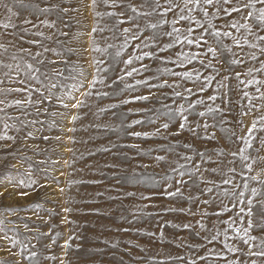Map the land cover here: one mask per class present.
<instances>
[{"label":"rangeland","instance_id":"1","mask_svg":"<svg viewBox=\"0 0 264 264\" xmlns=\"http://www.w3.org/2000/svg\"><path fill=\"white\" fill-rule=\"evenodd\" d=\"M112 3L113 0H96L95 5L93 0L9 2L34 18L22 17V24L25 20L31 23L13 30L15 51L3 54L12 71L0 74V89L5 90L0 91V264H251L252 260L264 264V258L247 255L252 242L245 245L236 234L237 228L247 227V218H236L231 227L223 223L236 217L238 208H233L236 196L232 193L238 196L243 190L244 177L264 180V160L257 159L264 157L260 144L264 139V121L260 119L264 116V99H259L256 91L260 87L264 92V85L240 84L235 78L239 72L240 80L255 77L264 81V72L255 71L261 64L252 61L250 53L255 52L261 61L264 56H260L259 49L236 48L228 37L219 38L226 46L220 48L216 37L205 35L208 45L218 48L214 68L201 64V60L207 64L210 59L202 55L183 66L164 62V58L182 60L178 53L201 52L207 47L176 44L169 50H160L170 41L162 33L171 30V21L178 18L181 9H175V16L168 14L167 24L152 30L146 25L161 20L159 13L167 7V0H159L162 7L151 16H139L129 5L139 12H150L155 0H115V7ZM175 3L184 6V0ZM189 7L192 11L184 14L200 20L205 28L211 23L216 26L213 31L231 30L225 24L232 17L221 12L213 19L215 7L209 9L207 17L201 9ZM121 12L125 15L119 16ZM232 16L239 19L235 13ZM121 19L128 22L121 24ZM189 26L196 31L187 33ZM176 27L185 35L202 34L192 21H181ZM124 28L130 32L125 33ZM133 35L139 39H133ZM249 39L258 43L254 37ZM145 52L154 55L134 61L131 67L146 65L149 71L114 83L128 67L124 61ZM232 53L243 63L230 64ZM29 63L47 73L48 78L29 81L25 71ZM249 69H253L252 76L243 75ZM184 71L199 73L201 78L195 84L185 81L181 78ZM209 75L215 80L199 92L204 77ZM141 79L153 84H178L175 91L187 99L177 98L173 88L154 87L149 100L124 103L149 95L143 85L134 90L125 87ZM93 80V94L85 97L83 93L89 91ZM20 81L39 91H8L25 87ZM53 83L55 88L51 87ZM185 88H192L194 95L188 96ZM210 96L217 99L211 100ZM73 97L83 100L84 105L73 108ZM29 98L31 103L15 105L17 99ZM250 98H254L251 103L256 106L251 111ZM201 99L203 104L198 103ZM189 101L194 109H189ZM181 105L189 117L183 130L179 128L183 122L178 115ZM209 107L223 112L208 113ZM201 111L206 113L204 117L197 114ZM73 116L78 119L73 120ZM165 122L169 123L167 130L162 128ZM253 122L256 129L251 135L255 139L245 155L255 162L248 161L253 164V171L248 172L239 155L236 163H231L234 158L230 153L246 147L240 138L249 137ZM136 132L141 136L132 135ZM221 151L223 155H219ZM198 152L204 153L203 158ZM161 156L164 159L158 160ZM233 167L234 173L229 171ZM222 178H230L232 183L224 184ZM181 180L184 183H179ZM32 181L35 183L28 187ZM246 182L261 191L256 199H264V185L250 179ZM177 188L180 191L170 196ZM245 194L252 198L250 192ZM217 231L219 238L212 240ZM251 234L258 237L257 245L264 237L259 228ZM225 245L240 251L229 252Z\"/></svg>","mask_w":264,"mask_h":264},{"label":"snow or ice","instance_id":"2","mask_svg":"<svg viewBox=\"0 0 264 264\" xmlns=\"http://www.w3.org/2000/svg\"><path fill=\"white\" fill-rule=\"evenodd\" d=\"M105 3H107V0H105ZM96 4V0H93V5ZM189 5H192L196 8L201 9V11L203 12V15L205 17H207L209 15V9L215 7L217 9L216 13L213 14V19H216L217 16L222 12L224 14V16L227 17H232L230 20L226 21L225 27L227 29H231L234 30L237 33H240L241 36L238 38L236 36L233 35V31L231 30H227V31H221L219 29L213 31L212 29L216 28L215 25L209 23L207 28H205L204 24L201 23L200 20L195 19L194 17L190 16V15H185V11L187 12H191L192 8L189 7ZM113 7L116 6L115 4V0H113L112 5ZM129 7L131 8V11L134 13H137L139 16H151L153 13H155L157 11V9H160L162 7V5L159 3V0H155V6L152 8V11L150 12H139L137 8L129 5ZM143 7V5H142ZM181 9V13L178 16L177 19H173L171 21L172 27L170 31H165L162 33L163 36L169 37L170 41L167 44H164L161 47V51H166L169 50L173 47L176 46V44H187L189 46L195 44V46L199 49H206L201 51V52H196V53H191V54H183V53H178L177 55L183 56L182 60L179 61H175V60H168L167 58H164V62L167 63H179L181 66L184 65L185 62L187 63H191L193 60L197 59L199 56H204L206 58L210 57V59H208L207 64L204 63L203 60H201V64L208 68V67H212L214 68V64L213 61L218 59V48L217 47H213L211 45H208L207 39H205V35H210V36H214L217 38V45L220 48H225L226 46L223 45L220 41V37H228L231 38L233 40L234 46L240 50H243L245 48V46H247L249 49H259V53L260 56H264V35H261L259 33H264V0H184V6L183 8H181V5L178 3H175V0H167V7L164 8V10L162 12L159 13L161 20L158 21L157 23H150L148 25H146L147 29H152V30H156L157 28H159L161 25L163 24H167L168 20L166 19V17L168 16L169 13H172L174 16L176 15L175 13V9ZM47 9H45L46 11ZM235 13L239 16V19H236L235 17L232 16V14ZM109 15H117L116 13H109ZM125 13L121 12L119 13V16H124ZM181 21H192L194 24L198 25L199 28L201 29V35L198 36H189V35H185L184 33L181 32V29L176 27L177 24H179ZM128 21L121 19L120 23H126ZM24 23L29 24L31 23V21L25 20ZM9 25L5 24L3 25V27L7 28ZM138 27V26H137ZM243 30V31H242ZM24 31H27L26 29H24ZM96 29H93V32H95ZM123 31L125 33L130 32V29L128 28H124ZM196 30L194 28H192L191 26H189L186 29V32L191 34L193 32H195ZM181 36H183V39H181ZM249 37H254L255 41H257L258 43H254L251 42ZM133 39H139V37H136L135 35H133L132 37ZM126 43V41H125ZM150 45L145 44V47H149ZM0 48H3L5 52H7V48L4 47L3 44H0ZM22 51H24L23 49H21ZM228 51H231V49H227ZM117 55H120L119 52H117ZM154 54L150 53V52H145L142 55H137L134 58H129L126 61H124L125 65L128 66L125 70H124V74L119 76L117 78V81H114V83H117L121 80H124L125 76L126 77H133V74H139L142 71L143 72H147L149 71L148 66L146 65H142L140 68L137 67H131V65H133L134 61H142L145 57H152ZM233 58L230 60V64L232 65H238L243 63L242 60L240 59H236L235 58V53H232ZM13 59H16L15 56L12 57ZM250 58L252 61H257L261 64V67L259 69H256L255 71L257 72H264V61H261L259 59V57L256 55L255 52H251L250 53ZM37 63H43V61H37ZM4 67H11L10 65H3ZM16 69L20 70V65L17 64L16 65ZM26 75L28 76V80L29 81H41V78L43 77L44 79L48 78V74L41 72V69L39 67H34L33 64L29 63L26 65ZM217 75L219 74V69L215 70ZM253 73V69H249L248 72L243 73V75L245 76H252ZM56 75H60L59 72L55 73ZM172 75H176V73H171ZM7 75V73L5 74ZM240 76L241 73H236L235 74V78L239 81L240 84H245L247 83L248 85H264V81L255 79V77L248 79L247 81L244 80H240ZM181 78L185 81L191 80L193 81V83L195 84L197 81L200 80V74L199 73H195L194 71H184L183 73H181ZM228 77H225V79H227ZM215 80V76L209 75L207 77H204V84H202L198 91L199 92H204L206 90V88L208 86H210V83L212 81ZM21 84H24L25 87H20V88H14V89H9L8 91H12V92H38L39 89H35L33 87H31L30 84H27L26 81H20ZM96 81L93 80L91 81V85L89 88V91L84 92L83 95L85 97L87 96H91L93 93L91 91V87H94ZM143 85L145 88H147L149 90V95H140V96H136L133 97L131 100H125L124 103H132L135 101H146L150 99V95H151V89L156 87V88H160V87H170L173 88L174 90V95L177 98L180 99H187V97H185L182 92L180 91H175L176 88H179L180 85L178 84H168L167 81H164L161 84H153L151 81H149L148 79H141V80H137L135 85L132 84H126L125 87L128 89H135V87ZM83 83H81L80 87H83ZM221 87H224L225 85L221 82L220 84ZM52 88H55L56 85L53 83L51 84ZM0 91H5L4 89H0ZM184 91H186L188 93V96H192L194 95L193 93V89L192 88H185ZM256 91L258 93H260L259 95V99H264V92H261V88L257 87ZM42 95V94H41ZM103 95H108V93H104ZM245 97L248 96V93L245 92L244 93ZM209 99L211 100H215L217 99L216 96H210ZM251 99L254 98H250V103L248 106L249 111H251L253 108H255V104L251 103ZM74 102L72 103V107L73 108H79L81 106L84 105V101L83 100H76L75 97H73ZM31 99L29 98L26 101H22L20 99H17L15 101V105L16 106H22L23 103H31ZM225 101L222 99V103H224ZM227 103H230L231 101H226ZM3 101H0V104H2ZM198 103L203 104L204 101L201 99L198 101ZM65 108L68 107L67 104L63 105ZM195 105H193L191 103V101H189V109H194ZM3 109H0V112H2ZM105 111H107L105 109ZM216 112H223V109L220 108H208V113H216ZM172 113L170 112L169 115H171ZM200 117H204L206 115L205 112L201 111L199 113H197ZM247 113L242 112L241 115H246ZM178 115L181 118V120L183 122H181L179 124V128L181 130H183L185 128V124L188 122V115L185 114V110L183 109V105H181L178 109ZM73 120L78 119L77 116H73L72 117ZM261 121H264V116H261ZM151 122V121H150ZM242 120H237V123H242ZM135 123L139 124L142 123V121H136ZM7 127V125H5ZM197 127H199V125H197ZM203 127L205 128V130H207V128L209 127L207 123H205L203 125ZM162 128L164 130H167L169 128V123L165 122L162 125ZM256 129V122H253L252 127L250 129H248L249 132V137H241L240 139L244 140V143L246 145L245 148H237L235 151H232L230 154L231 156L234 158L233 161H231L232 164L236 163L235 157H237V155H239L240 157V161H241V165L243 168H246L248 172H252L253 171V164L249 163V160H253V162H255V159L252 158L250 155H245L246 149L248 148H252L253 147V143L252 141L255 139L254 136H252V132ZM157 131L159 132L160 129H157ZM194 131V130H193ZM132 135L135 136H141V133L136 132V133H132ZM145 137L147 138V134H144ZM233 135H235V133H233ZM260 144L262 147H264V139H261ZM106 151L108 149H105ZM223 151H221L219 153V155H223ZM198 156H200L201 158H203L204 153L202 152H198L197 153ZM158 160H163L164 157H157ZM185 160H190L191 157H184ZM257 159L260 160H264V157H259ZM193 166L196 168L197 171H199V166L193 164ZM173 171H175V169H173ZM212 171L215 173L217 170L215 168L212 169ZM229 171L231 172H235V167L230 168ZM254 180V181H258L261 185H264V180L259 179L258 176H249V177H244L245 182L242 184V188L243 190L239 192L238 196L236 195L235 192L232 193L233 196H236V200L233 202V208H238V211L236 213V217L232 218L231 220L228 221H223V223H225L226 225H228L229 227H231L232 224L236 223V218L239 217H246L247 218V227L243 228V229H236V234L238 236V238L242 241L243 244L245 245H249L250 242H252V247L249 249L247 255L249 257L255 256V257H260V258H264V237L259 238V244H256V241L258 239L257 236L252 235L251 231L254 228H259L261 232H264V199H256L257 197H259L261 195V191H258L257 188H250L249 184L246 182L247 180ZM222 182L224 184H229L232 183V180L230 178H222ZM21 183L23 184L24 182L21 181ZM35 181H32L31 184H28V187H32V184H34ZM179 183H184L183 180L179 181ZM235 187H239L234 185ZM180 191L179 188L176 189L175 193H169L170 196H174L176 195V193H178ZM209 191H212V189H209ZM245 191H248L251 193L252 198H248L245 194ZM227 195V193H226ZM225 209L227 211H232V208H228L227 206H225ZM65 211H68V209H65ZM219 215V214H218ZM258 219H255L257 218ZM241 222L243 223V220L241 219ZM185 228L189 227L188 225H184ZM0 231H2V229H0ZM242 232V235H240V233ZM220 233L219 231H217L216 235L212 237V240H215L217 238H219ZM225 238L227 239V232L224 233ZM13 245H15V241H12ZM226 248H228L229 252H239L240 249L238 248H232V247H228V245H225ZM252 248H258L259 250H252ZM32 255L34 256L35 253H32ZM219 255V254H217ZM177 259H183V257H177ZM201 259H206L205 257H201ZM192 264H195V261L192 262ZM239 264H243V262H239ZM251 264H257L256 260H252Z\"/></svg>","mask_w":264,"mask_h":264},{"label":"crops","instance_id":"3","mask_svg":"<svg viewBox=\"0 0 264 264\" xmlns=\"http://www.w3.org/2000/svg\"><path fill=\"white\" fill-rule=\"evenodd\" d=\"M9 2H12V0H0V44H3L5 48H7V52L4 51L3 48H0V74L2 75L4 72H8L11 70L9 67H4L3 65H7V59L4 58L3 54L7 55V53H12L15 51V45L12 43V35L13 30L15 27L17 29L20 28L21 25H23L21 22H23V19H26L27 16H30V13L24 11L21 12L18 7H14L12 5H9ZM14 7V8H13ZM29 14V15H28ZM34 18V17H32ZM9 25L7 28L3 27V25ZM13 44V45H12ZM12 71V70H11ZM0 82L3 83L2 78H0ZM7 80V79H6Z\"/></svg>","mask_w":264,"mask_h":264}]
</instances>
